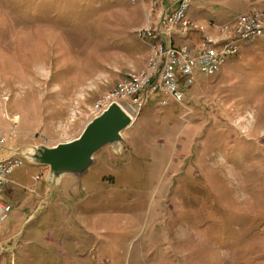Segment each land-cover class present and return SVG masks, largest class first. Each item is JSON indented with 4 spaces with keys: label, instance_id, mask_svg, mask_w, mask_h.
Returning a JSON list of instances; mask_svg holds the SVG:
<instances>
[{
    "label": "rangeland",
    "instance_id": "rangeland-1",
    "mask_svg": "<svg viewBox=\"0 0 264 264\" xmlns=\"http://www.w3.org/2000/svg\"><path fill=\"white\" fill-rule=\"evenodd\" d=\"M145 1L0 0V99L19 122L0 113V131H18L6 148L78 138L96 102L147 68L139 29L171 5L149 17ZM253 10L264 0H192L188 15L216 34ZM182 87L184 104L153 96L81 177L23 156L0 264H264V37Z\"/></svg>",
    "mask_w": 264,
    "mask_h": 264
},
{
    "label": "built area",
    "instance_id": "built-area-1",
    "mask_svg": "<svg viewBox=\"0 0 264 264\" xmlns=\"http://www.w3.org/2000/svg\"><path fill=\"white\" fill-rule=\"evenodd\" d=\"M132 4L145 0H130ZM163 0H148L149 17ZM192 0H178L171 9L160 15L157 26L139 29V37L150 46V58L143 72H129L93 106V114L100 115L113 102L120 104L134 119L140 115L144 105L155 95L159 103L168 104V97L184 104L182 87L197 80L199 72L215 75L229 59L236 57L245 43L264 37V12L253 10L236 15L233 22L214 24L217 33H209L203 26L195 24L188 15ZM150 22V21H148ZM149 24V23H148ZM198 37L188 43L190 35ZM177 39L182 42L177 43ZM184 107H188L184 105ZM0 113L17 125L18 117L11 115L7 99H0ZM18 134L15 128L0 131V227L8 219L12 205L3 200L6 187L12 183L14 170L24 163L20 148H6L8 142ZM9 150V151H8ZM38 176L36 179H39Z\"/></svg>",
    "mask_w": 264,
    "mask_h": 264
},
{
    "label": "water",
    "instance_id": "water-1",
    "mask_svg": "<svg viewBox=\"0 0 264 264\" xmlns=\"http://www.w3.org/2000/svg\"><path fill=\"white\" fill-rule=\"evenodd\" d=\"M131 115L117 102L91 120L82 134L56 146H35L28 153L20 151L31 163L49 167L48 175L62 178L70 173L83 176L95 161V154L106 145L123 140L122 132L133 123ZM119 147H117L118 149Z\"/></svg>",
    "mask_w": 264,
    "mask_h": 264
},
{
    "label": "crops",
    "instance_id": "crops-1",
    "mask_svg": "<svg viewBox=\"0 0 264 264\" xmlns=\"http://www.w3.org/2000/svg\"><path fill=\"white\" fill-rule=\"evenodd\" d=\"M176 1H177V0H171V2H170V0H169V2L166 1V2H167L168 4H170L171 6L169 5L170 7H165V8H166V9H171V8H173V7L176 5V4L173 5V3H175ZM177 2H178V1H177ZM177 2H176V3H177ZM180 42H182V41L179 40V39H177V43H180ZM4 150H5V149H4ZM0 152H1V150H0ZM6 153H7V151L5 150L1 156H3V155L6 154ZM12 180H13V179H12ZM7 188H8V186L6 187V189H7ZM6 189H5V191H6ZM5 191H4V192H5Z\"/></svg>",
    "mask_w": 264,
    "mask_h": 264
},
{
    "label": "bare ground",
    "instance_id": "bare-ground-1",
    "mask_svg": "<svg viewBox=\"0 0 264 264\" xmlns=\"http://www.w3.org/2000/svg\"><path fill=\"white\" fill-rule=\"evenodd\" d=\"M130 114V113H129ZM131 115V114H130ZM131 117H132V119H133V121H135V119L133 118V116L131 115Z\"/></svg>",
    "mask_w": 264,
    "mask_h": 264
}]
</instances>
